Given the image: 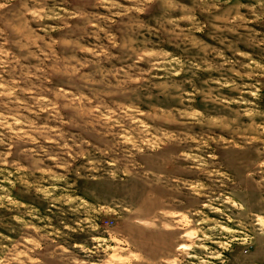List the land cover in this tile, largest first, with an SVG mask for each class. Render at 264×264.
<instances>
[{"label": "rangeland", "instance_id": "rangeland-1", "mask_svg": "<svg viewBox=\"0 0 264 264\" xmlns=\"http://www.w3.org/2000/svg\"><path fill=\"white\" fill-rule=\"evenodd\" d=\"M0 264H264V0H0Z\"/></svg>", "mask_w": 264, "mask_h": 264}]
</instances>
